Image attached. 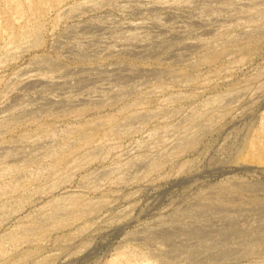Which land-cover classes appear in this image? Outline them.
I'll return each instance as SVG.
<instances>
[{"label": "rangeland", "instance_id": "1", "mask_svg": "<svg viewBox=\"0 0 264 264\" xmlns=\"http://www.w3.org/2000/svg\"><path fill=\"white\" fill-rule=\"evenodd\" d=\"M0 264H264V0H0Z\"/></svg>", "mask_w": 264, "mask_h": 264}, {"label": "bare ground", "instance_id": "2", "mask_svg": "<svg viewBox=\"0 0 264 264\" xmlns=\"http://www.w3.org/2000/svg\"><path fill=\"white\" fill-rule=\"evenodd\" d=\"M242 3V2H241ZM185 8V7H184ZM253 19V18H252ZM190 131V130H189ZM155 133V132H154ZM158 136V135H157Z\"/></svg>", "mask_w": 264, "mask_h": 264}]
</instances>
